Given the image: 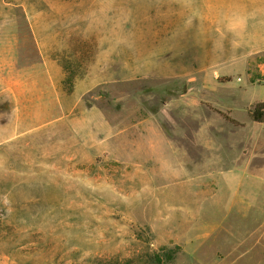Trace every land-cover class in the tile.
<instances>
[{"label":"rangeland","instance_id":"rangeland-1","mask_svg":"<svg viewBox=\"0 0 264 264\" xmlns=\"http://www.w3.org/2000/svg\"><path fill=\"white\" fill-rule=\"evenodd\" d=\"M200 9L0 0V31L52 27L69 88L93 78L83 103L117 135L98 154L60 124L0 138V264H264V124L223 117L264 99V60L237 61L264 52V0Z\"/></svg>","mask_w":264,"mask_h":264},{"label":"crops","instance_id":"crops-1","mask_svg":"<svg viewBox=\"0 0 264 264\" xmlns=\"http://www.w3.org/2000/svg\"><path fill=\"white\" fill-rule=\"evenodd\" d=\"M171 1L183 10L201 8L204 12L199 14L200 18L212 21L213 0ZM15 20L10 19L12 23ZM29 24L33 31L25 35L0 31V138L23 137L60 124L61 128L72 132L86 151L94 154L114 152L111 142L117 136L116 129L100 107L83 103L84 94L97 84H93V78L85 76L74 78L69 88L58 55V35L46 21L39 31L37 22ZM24 41L31 43V48ZM250 42L253 48L261 47L260 38H245V45ZM256 53L245 50L237 57L238 66L245 70L256 59L264 60V52L260 56ZM224 69L221 71L225 72ZM250 86L254 84L247 79L244 83L242 80L236 82L239 92ZM257 102H264V99H255L243 106L247 116L244 122L233 118L231 110L226 109L224 113L235 120L238 127L244 123L264 124L251 121L247 113L248 107Z\"/></svg>","mask_w":264,"mask_h":264},{"label":"trees","instance_id":"trees-1","mask_svg":"<svg viewBox=\"0 0 264 264\" xmlns=\"http://www.w3.org/2000/svg\"><path fill=\"white\" fill-rule=\"evenodd\" d=\"M248 116L251 121L256 123H264V102H257L250 105L247 109ZM223 117L232 124H238L235 120L231 119L226 113Z\"/></svg>","mask_w":264,"mask_h":264},{"label":"built area","instance_id":"built-area-1","mask_svg":"<svg viewBox=\"0 0 264 264\" xmlns=\"http://www.w3.org/2000/svg\"><path fill=\"white\" fill-rule=\"evenodd\" d=\"M262 82L264 83V76H263V78H262Z\"/></svg>","mask_w":264,"mask_h":264}]
</instances>
